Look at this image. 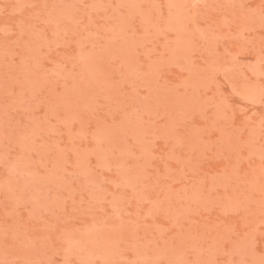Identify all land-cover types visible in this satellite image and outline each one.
<instances>
[{"label":"rangeland","instance_id":"obj_1","mask_svg":"<svg viewBox=\"0 0 264 264\" xmlns=\"http://www.w3.org/2000/svg\"><path fill=\"white\" fill-rule=\"evenodd\" d=\"M0 264H264V0H0Z\"/></svg>","mask_w":264,"mask_h":264}]
</instances>
